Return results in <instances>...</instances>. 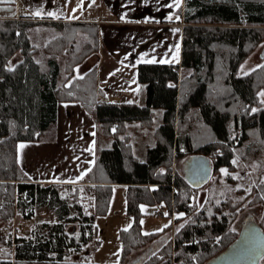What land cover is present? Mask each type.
Listing matches in <instances>:
<instances>
[{
	"label": "trees",
	"instance_id": "trees-1",
	"mask_svg": "<svg viewBox=\"0 0 264 264\" xmlns=\"http://www.w3.org/2000/svg\"><path fill=\"white\" fill-rule=\"evenodd\" d=\"M175 13L185 23L181 63L137 64V80L145 84L143 105L102 98L96 89L97 62L76 74L79 66L98 56L96 23L0 19V264H94L87 253L79 262L65 260L69 248L79 251L92 238L87 232L92 215L82 214L75 201L82 218L75 230L69 228L66 199L60 194L66 186L31 181L16 158L18 141L39 140L54 128L58 101L80 103L103 137L112 139L110 147L98 150L80 182L93 184L94 214L106 211L114 184L127 185L126 209L134 220L127 231H120L123 256L171 229L168 224L161 231L142 234V203L163 204L176 225L172 237L142 264H203L236 238L238 232L231 225L244 207L264 206V106L259 98L264 61L238 74L240 64L264 42V0H183ZM37 25L53 31L42 48L30 42L29 30ZM15 55L20 59L13 69H5ZM179 67L190 68V73L179 74ZM158 108L162 116L153 130L154 142L140 158L133 153L127 125L151 127ZM187 153L204 156L210 163L211 176L201 186L172 172L173 158ZM235 155L254 177L249 192L229 191L233 177L221 172L222 166L234 168ZM37 206L56 209L59 218L43 224L46 238L10 239L2 233V225L15 213L30 219ZM256 221L264 232V209Z\"/></svg>",
	"mask_w": 264,
	"mask_h": 264
},
{
	"label": "crops",
	"instance_id": "crops-1",
	"mask_svg": "<svg viewBox=\"0 0 264 264\" xmlns=\"http://www.w3.org/2000/svg\"><path fill=\"white\" fill-rule=\"evenodd\" d=\"M178 5L177 0H2L0 19L29 16L36 21L96 23L98 56L89 58V63L86 61L78 70L84 73L97 62L96 89L102 98L143 105L146 92L143 83L137 80V64L153 61L181 63L185 23L175 11L183 5V0H178ZM7 7L12 10L9 12ZM38 11L40 16L34 14ZM47 12L56 15L48 16ZM258 60L264 61V42L241 64L252 62L255 64L253 69L261 64ZM180 72L183 74V67H179ZM98 135V125L80 103L58 101L54 128L39 140L18 141L17 162L33 182L71 187L85 185L92 189V183L80 182V179L92 167L101 148ZM35 216L36 211L25 220L37 223Z\"/></svg>",
	"mask_w": 264,
	"mask_h": 264
},
{
	"label": "rangeland",
	"instance_id": "rangeland-1",
	"mask_svg": "<svg viewBox=\"0 0 264 264\" xmlns=\"http://www.w3.org/2000/svg\"><path fill=\"white\" fill-rule=\"evenodd\" d=\"M11 1V0H10ZM9 12L12 10L10 7L6 8ZM27 17L29 20L31 18ZM20 19V18H18ZM53 36V31L44 25H37L31 27L29 30L30 42L38 47H43V45ZM263 43V42H262ZM261 43V44H262ZM260 44V45H261ZM259 45V46H260ZM258 46V47H259ZM257 47V48H258ZM256 48V49H257ZM255 49V50H256ZM254 50V51H255ZM253 51V52H254ZM252 52V53H253ZM41 54H37V58H40L42 55V49L39 51ZM251 53V54H252ZM20 59V57L15 55L13 58L8 61L5 65V69H13L14 64ZM93 60V59H92ZM263 62V61H262ZM261 60H258V63H262ZM89 62L87 61L86 64ZM255 64L252 62L241 64L238 68V74H243L252 69ZM187 71L190 72V68H183V74H186ZM80 71L78 70L76 74L80 75ZM82 74V73H81ZM143 88L145 84H142ZM260 93H264V88L259 92V98L264 106V95H260ZM116 96V95H115ZM162 116L161 109H155V115L153 119V124L151 127H140L136 122L128 123L127 132L130 135L133 153L138 156H144L145 149L147 145H151L154 142L153 130L154 128L160 124ZM116 126L113 124L111 126V132H115ZM99 147L105 148L111 146V138H105L102 135L101 130L99 129L98 135ZM190 154V153H189ZM189 154H185L180 158H173L172 161V172H179L180 174H184V163L188 158ZM235 161L236 163H233ZM232 163L234 164L233 169H228L227 166H222L221 169H226L227 173L233 177V185H228L230 188L229 191L237 188H243L245 192H249L251 187L254 184V177L252 176L250 169L247 165L239 158L238 155L232 157ZM224 174V173H223ZM79 187H71L66 186L62 187L60 194L65 197L66 204L68 207V212L66 214L67 218L65 221L68 222L67 226L72 230L79 224L80 219L82 218V214L92 215L93 224L88 225V234L92 236L88 241L87 245L79 250L72 251L70 248L68 249V254L66 255L65 260H75L81 261L82 257L87 253L89 254V259L94 264H134L133 261L136 259L142 260L148 256L150 253L155 251L169 236L172 237L174 230L176 229V225L173 223L172 217L167 216L166 209L163 205L162 214L155 216L153 213L159 207L160 203L156 204H148L142 203L140 204V223L141 233H153L161 231L160 229L164 228V225L171 224V229L161 238L155 240L150 243L145 248H142L138 251L133 252L128 257L123 256L122 253V242L120 239V231L129 228V225L133 223V216H128V212L126 209V186L123 184H116L112 187L111 196L109 199V203L107 209L103 213L94 214L91 213V205L93 204V193L92 189L85 185H78ZM203 192H200V201L202 200ZM76 199V200H74ZM17 196L14 198V204L16 205ZM75 201L79 203L80 208L75 206ZM264 209L262 205H255L254 207L246 206L244 207L237 218L231 225V229L235 232L240 233L246 227L248 217L251 216L255 221L261 217V213ZM36 211V222L25 220L20 213H15V215L4 225L2 233L5 234L7 238L13 239L15 236H23L26 238H35V239H44L46 238L47 229L43 225L47 222H55L59 221L57 211L54 208H50L48 206H37L34 207V213ZM247 221L244 223V221ZM34 219V220H35ZM44 220V221H43ZM79 220V221H78ZM244 223V224H243ZM24 227V229H23ZM66 227V228H68ZM1 228V227H0ZM74 229V230H75ZM264 261V260H263Z\"/></svg>",
	"mask_w": 264,
	"mask_h": 264
},
{
	"label": "water",
	"instance_id": "water-1",
	"mask_svg": "<svg viewBox=\"0 0 264 264\" xmlns=\"http://www.w3.org/2000/svg\"><path fill=\"white\" fill-rule=\"evenodd\" d=\"M184 176L194 185L201 186L211 176V166L207 158L201 155H190L184 163ZM212 178L208 183H211ZM246 227L219 254L203 264H259L264 257V232L251 216ZM244 223L247 221V219ZM243 223V224H244ZM141 259L133 261L140 263Z\"/></svg>",
	"mask_w": 264,
	"mask_h": 264
},
{
	"label": "snow or ice",
	"instance_id": "snow-or-ice-1",
	"mask_svg": "<svg viewBox=\"0 0 264 264\" xmlns=\"http://www.w3.org/2000/svg\"><path fill=\"white\" fill-rule=\"evenodd\" d=\"M0 2H2V0H0ZM93 2H94V0H93ZM177 6H179L178 5V0H177ZM75 11V10H74ZM35 15H37V16H40L41 15V12H36V13H34ZM46 15H48V16H55L56 14L55 13H53V12H47L46 13ZM72 18H75V17H72ZM169 19H170V17H169ZM177 19H179V17H177ZM173 31L174 32H178L179 31V29H173ZM179 47V45H177V48ZM154 62V61H153ZM164 62H166V61H161V63H164ZM260 95H264V93H260ZM129 103H131V101H129ZM253 111H256V109H253ZM20 147H23V145H21ZM90 150V149H89ZM233 163H236L235 161H233ZM221 172L222 173H224L225 175H227L228 173H227V170L226 169H221ZM165 215H167V213H165ZM184 214L183 213H180L179 214V216H183ZM177 218H179V217H177ZM140 223L142 224L143 223V221H140ZM129 227H131V225H129ZM164 227H168V225H164ZM181 227H183V225H181ZM125 231H127V228H125L124 229ZM160 230H162V229H160ZM177 231H179V229H177ZM149 233H145V235H148Z\"/></svg>",
	"mask_w": 264,
	"mask_h": 264
},
{
	"label": "built area",
	"instance_id": "built-area-1",
	"mask_svg": "<svg viewBox=\"0 0 264 264\" xmlns=\"http://www.w3.org/2000/svg\"><path fill=\"white\" fill-rule=\"evenodd\" d=\"M114 95H116V93H114ZM21 198H22V196H20ZM163 205L162 204H160L159 205V207L154 211V215L155 216H158V215H160V214H162V212H163Z\"/></svg>",
	"mask_w": 264,
	"mask_h": 264
}]
</instances>
